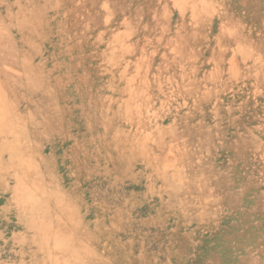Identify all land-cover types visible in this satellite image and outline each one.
Instances as JSON below:
<instances>
[{"label": "rangeland", "instance_id": "374dc122", "mask_svg": "<svg viewBox=\"0 0 264 264\" xmlns=\"http://www.w3.org/2000/svg\"><path fill=\"white\" fill-rule=\"evenodd\" d=\"M0 264H264V0H0Z\"/></svg>", "mask_w": 264, "mask_h": 264}, {"label": "bare ground", "instance_id": "6f19581e", "mask_svg": "<svg viewBox=\"0 0 264 264\" xmlns=\"http://www.w3.org/2000/svg\"><path fill=\"white\" fill-rule=\"evenodd\" d=\"M32 192V191H31ZM31 195H33V193H31ZM26 239V238H25ZM25 240H23V242H24ZM23 244V243H22Z\"/></svg>", "mask_w": 264, "mask_h": 264}]
</instances>
